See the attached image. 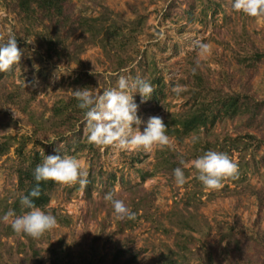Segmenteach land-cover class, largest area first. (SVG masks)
Segmentation results:
<instances>
[{"label": "rangeland", "instance_id": "obj_1", "mask_svg": "<svg viewBox=\"0 0 264 264\" xmlns=\"http://www.w3.org/2000/svg\"><path fill=\"white\" fill-rule=\"evenodd\" d=\"M64 10L70 19L56 37L46 32V20L29 23L15 0H0V41L11 32L21 50L17 65L0 72V140L11 143L0 156V264H109L115 249L134 254L131 264L263 263L264 14L247 15L233 0H64ZM84 17L98 18L91 21L96 36L87 25L67 33L70 20L75 26ZM46 34L58 42L52 56ZM121 76L153 88L143 101L133 93L141 123L132 127L143 132L149 117H160L170 145L145 152L90 143L78 107L34 123L57 101L75 98L73 91L87 88L97 96ZM176 86L184 91L175 93ZM229 94L254 104L250 113L211 104L205 126L166 131L194 105ZM20 142L25 158L34 150L43 159L69 155L88 173L82 191L78 183H57L50 191L40 209L56 225L39 238L11 228L27 211L17 188ZM206 151L226 153L237 164L238 174L218 189L205 187L192 166ZM176 167L184 172L183 185L175 183ZM108 193L134 217H118L104 199ZM9 210L14 216L4 219ZM234 237L239 246L225 249Z\"/></svg>", "mask_w": 264, "mask_h": 264}, {"label": "clouds", "instance_id": "obj_2", "mask_svg": "<svg viewBox=\"0 0 264 264\" xmlns=\"http://www.w3.org/2000/svg\"><path fill=\"white\" fill-rule=\"evenodd\" d=\"M233 8L250 16L262 15L264 0H233ZM199 47L205 52L208 51L206 44H200ZM20 56L21 50L17 48L15 35L9 32L6 40L0 41V72L12 70ZM152 91L150 83L142 80L130 83L123 76L119 77L115 88H109L97 96H93L87 88L73 91L77 107L84 110L88 141L96 145H112L121 150L142 149L145 152L152 150L154 145H170V138L165 132L166 126L160 117H149L143 132L132 127L133 124L141 123L133 93L138 92L143 101L151 96ZM173 91L179 94L184 89L176 86ZM193 139L195 140V137ZM181 163H183L182 159ZM192 166L197 170L196 178L209 189L222 187L223 179L235 177L238 174L237 164L223 152L206 151L192 162ZM33 175L37 182L52 180L66 186L78 183L81 191L88 183V173L83 162L69 155L44 157L43 162L35 167ZM173 176L177 185L185 183L182 168H174ZM39 195V183H37L28 195L20 196L21 204L28 211L14 217L11 222L14 232L39 238L56 225L53 215L35 207L33 201L29 199ZM104 199L111 201L118 217L127 216L129 219L134 217V213L121 200H114L111 193L106 194ZM9 216H14L11 210L6 212L3 218L7 219Z\"/></svg>", "mask_w": 264, "mask_h": 264}, {"label": "trees", "instance_id": "obj_3", "mask_svg": "<svg viewBox=\"0 0 264 264\" xmlns=\"http://www.w3.org/2000/svg\"><path fill=\"white\" fill-rule=\"evenodd\" d=\"M15 3L18 7V11L23 14L20 15L23 19L30 21V18H37L41 22L46 20L47 26L45 27L46 32L48 29L54 31L56 33L59 29H64L65 23L70 19V16L64 10V0H15ZM98 18H82L80 21L75 19L77 25L73 26V20L69 21V27L67 28V33L75 30L76 28H81L83 25H87L85 28H89L93 25L91 21H97ZM31 23V22H29ZM103 25V23H102ZM48 28V29H47ZM91 31V35L96 36V33ZM117 31V30H116ZM113 31V33H116ZM44 40L46 53L49 56H52L55 53H58L57 48V40L53 38L50 34H46L45 37H42ZM106 36L100 38V41H106ZM127 37L125 38V42ZM12 92H8L7 98L5 101H12ZM218 104L220 109L231 110L234 112L240 111H248L253 109L254 104L249 100L242 99L238 94H229L222 96V98H217L215 102L211 101L209 103H198L191 107L184 115H179V118L172 120V127L167 129L166 131L175 134H186L189 131L198 129L200 126H205L208 121V110L211 104ZM77 107V100L75 98H71L68 101L62 102V100L57 101L54 106L51 108V112L49 116L44 117V114L41 112L39 115L34 118V123H39L40 121L44 123L51 122L53 120L59 119L60 116L66 113L67 108ZM31 110V109H30ZM75 110V109H73ZM26 111H29L26 109ZM71 114V113H70ZM56 118V119H55ZM67 122V121H66ZM60 125V123H59ZM10 142L7 140H0V156L7 153L9 151ZM15 153L19 156V164L16 168V177H17V188L19 190V195H28V193L39 183V192L40 195L38 197H29L30 200L33 201L35 207L43 208L49 201V193L57 184L52 180H41L39 182L34 180V169L35 167L43 162V156L39 151H32L28 156L23 157V144L20 142L15 147ZM15 207V202L13 205ZM24 210L28 209L25 207ZM240 244L238 238H232V240L228 241L225 245V249L232 247H238ZM135 261L134 254H126L123 249H115L112 252V256L109 264H131ZM258 264H264L258 263Z\"/></svg>", "mask_w": 264, "mask_h": 264}]
</instances>
